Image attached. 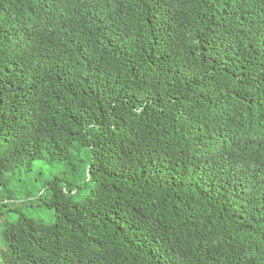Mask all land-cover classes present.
I'll use <instances>...</instances> for the list:
<instances>
[{
	"label": "trees",
	"instance_id": "obj_1",
	"mask_svg": "<svg viewBox=\"0 0 264 264\" xmlns=\"http://www.w3.org/2000/svg\"><path fill=\"white\" fill-rule=\"evenodd\" d=\"M0 214V264H264V0H0Z\"/></svg>",
	"mask_w": 264,
	"mask_h": 264
},
{
	"label": "rangeland",
	"instance_id": "obj_2",
	"mask_svg": "<svg viewBox=\"0 0 264 264\" xmlns=\"http://www.w3.org/2000/svg\"><path fill=\"white\" fill-rule=\"evenodd\" d=\"M65 166L61 164H50L45 161H36L34 165L33 172L30 175L29 185L36 188H43L45 183L59 175L65 171ZM23 213L26 215L33 216L35 218H45L48 219L49 211H36V210H23ZM8 215L0 214V223H2Z\"/></svg>",
	"mask_w": 264,
	"mask_h": 264
}]
</instances>
